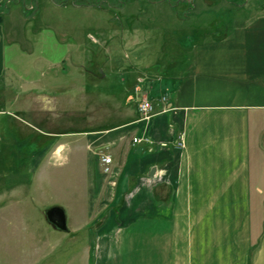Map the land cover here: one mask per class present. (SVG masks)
Here are the masks:
<instances>
[{
	"label": "crops",
	"instance_id": "0c3cea01",
	"mask_svg": "<svg viewBox=\"0 0 264 264\" xmlns=\"http://www.w3.org/2000/svg\"><path fill=\"white\" fill-rule=\"evenodd\" d=\"M183 1L190 21L222 9L238 14L224 23L203 20L183 39L173 37L169 64L135 67L134 90L149 98L150 117L135 105L119 124L63 136L51 128L57 119L71 121L65 100L51 85L20 83L17 76L32 70L18 40L41 34L31 29L36 0H0V115L7 114L12 75L35 106L37 89L49 93L51 109H40L39 120L53 142L27 169L67 148L86 169L85 209L75 214L80 225L70 227L90 241L86 264H264V1ZM151 3L175 12L169 0ZM103 154L112 159L110 175ZM24 184H2L0 202ZM119 221L126 225L120 231Z\"/></svg>",
	"mask_w": 264,
	"mask_h": 264
},
{
	"label": "rangeland",
	"instance_id": "374dc122",
	"mask_svg": "<svg viewBox=\"0 0 264 264\" xmlns=\"http://www.w3.org/2000/svg\"><path fill=\"white\" fill-rule=\"evenodd\" d=\"M82 1L99 3L75 6V0H36L38 12L31 19V29L35 27L41 34L36 37L30 33L34 39L27 42L22 35L18 40L25 52L21 54L34 66L29 74L18 73L20 83L33 80L51 85L65 100L63 107L72 112L71 121L65 117L52 123L51 129L63 136L123 122L144 97L134 90L138 73L135 67L143 69L159 59L169 64L173 37L183 39L203 20L216 17L224 23L238 14L222 9L216 15L205 14L201 21L194 17L190 21L192 17L167 14L164 8L151 3L158 0H124L127 6L122 10L123 6L115 4L119 0L111 4L113 0ZM247 1L241 0L243 4ZM184 3L178 11L187 6ZM128 36H132L130 41L126 40ZM16 37L20 38L19 33ZM137 39L140 44L135 43ZM26 50L33 52L31 57ZM9 78L13 91L5 108L7 114L0 115V186L25 184L15 189L20 190L19 195L0 202V264H86L93 255L87 248L90 241L86 242L85 235L76 238L70 229L80 225L81 218L75 214L85 209L82 199L86 169L82 163H74L69 148L53 156L50 163L36 170L27 169L28 162L53 142L42 135L51 129L39 120L40 109H51L45 100L49 93L37 89L32 97L38 104L35 106L31 100L28 105L16 77ZM67 139L58 138L57 142ZM102 164L110 175V164ZM54 206L63 208L66 217L68 214L66 231L57 229L46 218V211ZM129 224L133 226L134 220ZM125 226L119 221L116 229Z\"/></svg>",
	"mask_w": 264,
	"mask_h": 264
},
{
	"label": "water",
	"instance_id": "95a60500",
	"mask_svg": "<svg viewBox=\"0 0 264 264\" xmlns=\"http://www.w3.org/2000/svg\"><path fill=\"white\" fill-rule=\"evenodd\" d=\"M155 171L156 169L154 168L151 171L150 176H153ZM45 215L47 220L57 229L62 231H66L68 229L67 217L63 208L59 206L51 207L46 211Z\"/></svg>",
	"mask_w": 264,
	"mask_h": 264
},
{
	"label": "trees",
	"instance_id": "16d2710c",
	"mask_svg": "<svg viewBox=\"0 0 264 264\" xmlns=\"http://www.w3.org/2000/svg\"><path fill=\"white\" fill-rule=\"evenodd\" d=\"M114 1L115 0H113L112 2L110 1V4L114 3ZM169 1L172 3V6L174 7V11L176 12V14H178L179 17L187 18L190 16V10L189 9L185 10L183 8L182 11L177 10L178 8H180L181 4L184 2L183 0H176V1L169 0ZM104 2H106V1L104 0ZM75 3L78 5H95L96 3H99V1L98 2L92 1V3H86L82 0H75ZM126 3L127 2H124V0H119V1L115 2V4L120 5V6H123Z\"/></svg>",
	"mask_w": 264,
	"mask_h": 264
},
{
	"label": "built area",
	"instance_id": "2783aa9c",
	"mask_svg": "<svg viewBox=\"0 0 264 264\" xmlns=\"http://www.w3.org/2000/svg\"><path fill=\"white\" fill-rule=\"evenodd\" d=\"M152 104L146 97H141V100L138 104V111L140 113V116L142 118H147L149 111L152 110ZM135 142L138 141V139H134ZM102 161L104 164L109 165L112 162V159L109 156H103Z\"/></svg>",
	"mask_w": 264,
	"mask_h": 264
}]
</instances>
